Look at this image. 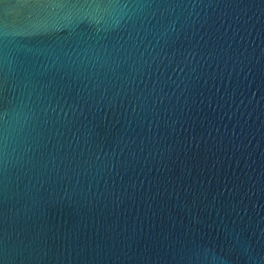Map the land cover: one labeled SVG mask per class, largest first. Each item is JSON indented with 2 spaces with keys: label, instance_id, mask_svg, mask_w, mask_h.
Returning a JSON list of instances; mask_svg holds the SVG:
<instances>
[{
  "label": "water",
  "instance_id": "1",
  "mask_svg": "<svg viewBox=\"0 0 264 264\" xmlns=\"http://www.w3.org/2000/svg\"><path fill=\"white\" fill-rule=\"evenodd\" d=\"M0 264H264V0H0Z\"/></svg>",
  "mask_w": 264,
  "mask_h": 264
}]
</instances>
